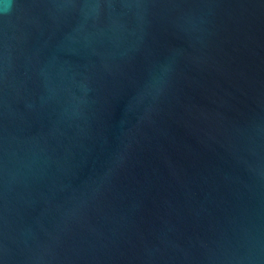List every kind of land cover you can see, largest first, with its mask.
Returning a JSON list of instances; mask_svg holds the SVG:
<instances>
[{"label": "water", "instance_id": "95a60500", "mask_svg": "<svg viewBox=\"0 0 264 264\" xmlns=\"http://www.w3.org/2000/svg\"><path fill=\"white\" fill-rule=\"evenodd\" d=\"M0 264H264V0H0Z\"/></svg>", "mask_w": 264, "mask_h": 264}]
</instances>
